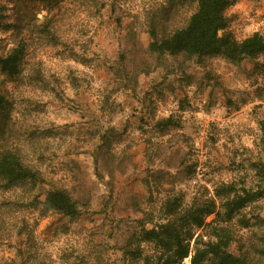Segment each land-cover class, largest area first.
I'll list each match as a JSON object with an SVG mask.
<instances>
[{"label": "rangeland", "instance_id": "obj_1", "mask_svg": "<svg viewBox=\"0 0 264 264\" xmlns=\"http://www.w3.org/2000/svg\"><path fill=\"white\" fill-rule=\"evenodd\" d=\"M0 7L10 24L0 30V55L25 48L20 74L0 73V95L11 102L0 115V151L39 178L16 186L0 178V264H142L154 247L139 234L165 221L174 196L182 206L214 200L196 235L227 228L230 252L264 264L263 76L249 60L149 49L152 34L186 24L194 3ZM225 14L237 39L264 36V0H232ZM228 184L255 198L230 222L216 195ZM53 189L70 194L77 217L50 208Z\"/></svg>", "mask_w": 264, "mask_h": 264}, {"label": "trees", "instance_id": "obj_2", "mask_svg": "<svg viewBox=\"0 0 264 264\" xmlns=\"http://www.w3.org/2000/svg\"><path fill=\"white\" fill-rule=\"evenodd\" d=\"M165 1L168 4L194 3L196 9L186 24L171 34L161 38L152 34L150 51L157 54H184L190 58L221 56L233 64L249 60L253 62V69L264 78V64L258 61L260 56H264V36L253 32L243 39L236 38L228 28L225 14L232 0ZM9 26L0 7V30L8 29ZM24 50L23 44L19 43L6 55H0L2 75L14 79L20 74ZM10 105L11 102L0 95V115L6 116ZM0 178L8 186L36 183L39 179L36 171L25 166L16 154L6 150L0 151ZM216 195L224 197L220 207L226 222H230L235 214L255 199L254 195L247 192L237 193L231 184L217 188ZM178 198L174 196L164 203L165 221L152 229L142 228L140 241L149 242L154 247L151 254H140L142 264H185L183 261L188 257L190 264H249L242 255L229 251L232 236L227 228L217 229L207 235H196V230L204 227L206 217L216 212L214 200L205 199L182 206ZM46 201L50 208L64 216L75 218L79 213L75 201L65 190L48 191ZM204 237L207 239L204 240Z\"/></svg>", "mask_w": 264, "mask_h": 264}]
</instances>
